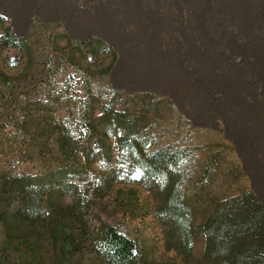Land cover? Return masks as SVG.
I'll return each mask as SVG.
<instances>
[{"label":"rangeland","instance_id":"rangeland-1","mask_svg":"<svg viewBox=\"0 0 264 264\" xmlns=\"http://www.w3.org/2000/svg\"><path fill=\"white\" fill-rule=\"evenodd\" d=\"M0 16L28 43L37 75L62 73L54 49L67 40H102L115 61L109 52L97 59L84 52L83 67L90 65L95 75L91 97L105 104L111 91L118 92L116 108L137 121L131 139H141L145 152L168 147L185 153L179 164L152 176L139 156L134 160L117 144L125 132L100 124L106 135L90 140L93 162L85 160L75 180L93 200L91 224L100 220L128 234L152 249L156 264H183L169 249L168 223L158 210L166 176H180L179 195L189 203L193 224L211 214L214 200L245 189L264 202V0H0ZM9 61L22 66L26 58L0 49V72L17 74ZM72 84L63 96L74 119L65 111L57 115L79 136L75 124L85 94ZM2 96L0 130L6 124ZM0 167L35 174L39 165L0 154ZM208 167L212 175L200 183ZM191 245L201 257L204 239L195 236ZM18 257L20 264H53L55 254L44 244ZM61 257V264H100L89 254Z\"/></svg>","mask_w":264,"mask_h":264},{"label":"trees","instance_id":"trees-1","mask_svg":"<svg viewBox=\"0 0 264 264\" xmlns=\"http://www.w3.org/2000/svg\"><path fill=\"white\" fill-rule=\"evenodd\" d=\"M0 49H16L26 58L22 66L17 61L8 62L18 68L17 74L0 72L6 119L0 130V154H13L17 162L39 165L35 174L0 167V264H20L21 258H15L17 254L44 244L55 254L53 264H61L59 256L68 259L87 254L100 264H156L152 249L142 248L128 234L100 220L91 224L93 200L75 181L82 174L84 161L93 162L90 140L106 135L100 127L102 123L113 124L125 132L116 138L117 144L130 151L134 160L139 156L152 176L163 175L185 157L183 151L168 147L145 152L141 139L132 140L130 134L137 121L116 108L118 92L111 91L105 104L91 97L95 75L90 65L83 67V61L88 62L82 58L84 52H90L92 59L108 52L114 59V52L100 39L67 40L54 49L59 65L65 66L62 73L37 75L33 72V54L28 43L16 36L1 16ZM112 67L113 63L107 66L103 76H108ZM71 80L73 88L78 83L85 94L80 98L81 116L75 124L83 131L79 136L73 134L71 121L57 115L58 111H65L74 119L75 112L68 108L69 102L63 96ZM212 171V167L205 168L200 183L206 182ZM180 180L176 173L165 177L158 210L168 223L169 249L182 257L183 264H264V202L245 189L230 199L214 200L211 214L193 224L189 203L179 195ZM195 236L204 239L199 258L191 245Z\"/></svg>","mask_w":264,"mask_h":264}]
</instances>
